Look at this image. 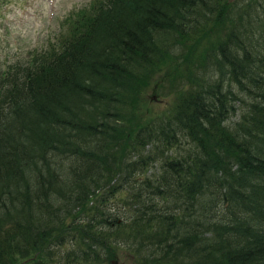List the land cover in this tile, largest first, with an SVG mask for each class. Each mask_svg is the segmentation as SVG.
I'll return each instance as SVG.
<instances>
[{
	"label": "trees",
	"instance_id": "obj_1",
	"mask_svg": "<svg viewBox=\"0 0 264 264\" xmlns=\"http://www.w3.org/2000/svg\"><path fill=\"white\" fill-rule=\"evenodd\" d=\"M214 20L227 34L187 73L191 91L132 129L141 81ZM11 69L0 264L52 249L57 264L118 250L135 264H264V3L100 0Z\"/></svg>",
	"mask_w": 264,
	"mask_h": 264
},
{
	"label": "rangeland",
	"instance_id": "obj_2",
	"mask_svg": "<svg viewBox=\"0 0 264 264\" xmlns=\"http://www.w3.org/2000/svg\"><path fill=\"white\" fill-rule=\"evenodd\" d=\"M98 1L100 0H0V74H12L11 68L24 63L38 51L45 50L69 22L92 14ZM228 1L234 6L264 3V0ZM228 27L226 21L214 20L208 23L202 32L193 37L188 36L183 46L179 47V54L174 56L179 57L177 60L163 61L149 77L141 81L134 100L137 115L133 118L132 129H137V126L148 121L149 124H156L173 111L183 96L192 89L185 79L187 73L192 70L196 73L203 51L222 40ZM0 78L2 83L5 82L4 76ZM170 153L177 154L176 150H171ZM158 164L159 161L140 174L138 179L151 174ZM115 181L114 178L111 183ZM122 195H128L127 188H124ZM58 256L57 250L52 249L47 252V257L38 256V260L35 256L31 258H34L35 264H57L55 259ZM111 261L103 264H135L127 252L119 250Z\"/></svg>",
	"mask_w": 264,
	"mask_h": 264
},
{
	"label": "water",
	"instance_id": "obj_3",
	"mask_svg": "<svg viewBox=\"0 0 264 264\" xmlns=\"http://www.w3.org/2000/svg\"><path fill=\"white\" fill-rule=\"evenodd\" d=\"M115 264V263H114Z\"/></svg>",
	"mask_w": 264,
	"mask_h": 264
}]
</instances>
